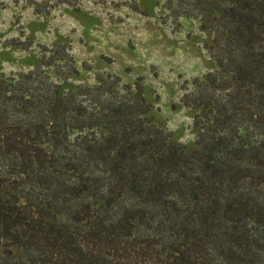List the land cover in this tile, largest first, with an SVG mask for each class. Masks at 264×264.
<instances>
[{
	"label": "trees",
	"instance_id": "1",
	"mask_svg": "<svg viewBox=\"0 0 264 264\" xmlns=\"http://www.w3.org/2000/svg\"><path fill=\"white\" fill-rule=\"evenodd\" d=\"M166 2L214 35L191 148L116 76L62 92L57 52L0 75V264H264V0Z\"/></svg>",
	"mask_w": 264,
	"mask_h": 264
},
{
	"label": "rangeland",
	"instance_id": "2",
	"mask_svg": "<svg viewBox=\"0 0 264 264\" xmlns=\"http://www.w3.org/2000/svg\"><path fill=\"white\" fill-rule=\"evenodd\" d=\"M0 1V75L28 72L46 50L57 52L76 70L56 57L45 68L62 92L116 76L142 89L154 124L194 146L196 110L182 97L216 68L214 35L199 19L174 16L166 0Z\"/></svg>",
	"mask_w": 264,
	"mask_h": 264
}]
</instances>
